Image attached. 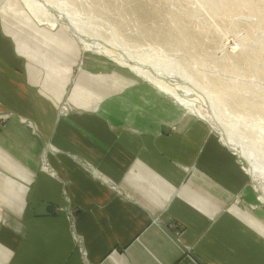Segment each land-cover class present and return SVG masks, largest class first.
I'll return each mask as SVG.
<instances>
[{
	"label": "crops",
	"instance_id": "1",
	"mask_svg": "<svg viewBox=\"0 0 264 264\" xmlns=\"http://www.w3.org/2000/svg\"><path fill=\"white\" fill-rule=\"evenodd\" d=\"M19 7L0 9V264H264V205L248 206L249 176L208 122L186 117L171 131L174 106L157 108L152 129L124 120L130 102L101 106L83 69L72 88L53 71L45 84L6 15L65 48ZM84 59L81 68L98 64ZM106 76L95 79L124 84Z\"/></svg>",
	"mask_w": 264,
	"mask_h": 264
},
{
	"label": "rangeland",
	"instance_id": "2",
	"mask_svg": "<svg viewBox=\"0 0 264 264\" xmlns=\"http://www.w3.org/2000/svg\"><path fill=\"white\" fill-rule=\"evenodd\" d=\"M14 1L15 5L20 6L22 12L29 14V19L37 29L52 36L54 41L62 43L65 48L63 50L58 46L48 44L49 40L45 39H49V36L43 35L46 37L44 39L38 31L33 30L28 24L20 22L16 16L14 17L9 12L6 15L5 21L11 22L9 27L12 30L16 29L27 39L25 43L29 45L24 44L26 52L36 56V60L44 65L43 69H47L44 78L45 84L50 82L49 71H53L54 80L59 78L58 81L62 79L63 83L69 80L68 89L72 88L83 69L88 77L83 87L91 89L93 84L100 85L99 92L101 94L96 101L102 99L101 106H105L107 101L112 100L118 108H122V105L119 104L130 102L129 106L120 109L124 112H120V116L124 120L138 116L148 118L150 120L149 127L152 129L155 121H158L154 118L158 116L155 113L157 108L168 110V106H174L178 110L177 113L170 114L174 121L167 127L171 131L175 130L177 121L179 122L180 119L186 117L203 119L196 111L192 110V106L185 105V107L182 101L155 87L150 81L136 74L129 65L121 64L109 55L102 54L95 49L84 50L80 40L81 36H78L72 28L69 30L70 27L66 24V19L57 10L50 9L60 21L49 22L48 19L39 18L29 11L20 0ZM62 1L65 5L62 7L63 9L79 13L78 17L90 31L88 34L91 38L101 39L103 42H107V45L109 42H114L119 48L140 51L141 56L144 57L143 54H145L147 59H152V57H147L148 53L151 56L169 57L177 61L178 68L184 67L185 74H188L192 80L183 76L182 72L175 67V73H166L168 75L166 76L167 82L170 86L173 85L172 88L175 87L176 93L182 98L194 100L197 106L203 107L202 112L206 113L210 110L219 118L222 125L234 129L229 138L235 139L234 141L238 142L239 147L234 149L228 145L230 147L228 148L237 158L241 168L248 174L249 188L256 199L255 204L248 202L249 205H246L257 206V208L264 205L262 189L264 182L259 179L255 180L250 173L249 161L240 154L241 149L248 151L253 144L249 142L248 136L245 138L240 134L244 129H247L246 126L253 128L251 131L257 134L258 146L260 140L264 143V108L257 109V105L264 104V0ZM2 5H5V0H0V9ZM11 10L18 12V9L14 7ZM46 24L54 27L49 28ZM88 57L98 64L93 63V68H81L82 61ZM46 58H52L51 60L55 61V70L54 63L53 70L50 65L48 68L45 66ZM72 62L74 63L71 68L67 69L69 63ZM150 67L158 68L154 64H150ZM160 68L158 71L162 70ZM175 70L179 72L177 73ZM115 71L118 72L114 74ZM67 75L68 77H66ZM104 75H110L106 76L110 77L109 80H124V84L109 88L100 80L95 79L96 76ZM54 80L52 82L55 88ZM118 84L120 85V81ZM154 92L159 93L158 99L154 96ZM128 93H134V96L128 98ZM213 95H217L227 102L232 112L222 109L224 107L213 99ZM151 96L153 97L151 98ZM242 101L244 102L242 103ZM65 102L67 101L64 98L58 110L59 118L67 116L70 112ZM144 102L147 103L144 104ZM168 102L171 105H168ZM254 106H256L255 110ZM116 114L119 115V112ZM206 121L211 132L225 144L223 130H220L216 123ZM159 123L165 125L169 121L161 119ZM258 146L257 164L261 166L262 175H264L262 151ZM55 210L64 211L71 216L74 213L70 208L63 210L60 207Z\"/></svg>",
	"mask_w": 264,
	"mask_h": 264
},
{
	"label": "bare ground",
	"instance_id": "3",
	"mask_svg": "<svg viewBox=\"0 0 264 264\" xmlns=\"http://www.w3.org/2000/svg\"><path fill=\"white\" fill-rule=\"evenodd\" d=\"M22 1L25 3L27 8L30 11H32L37 17L46 18L49 20V22L59 20L58 17L55 14H53L50 9L57 10L60 13V15H62V17L66 19V24H68V26L70 27L69 30L72 28L78 34V36H81L80 40L82 41V44L85 50L95 49L96 51L102 54L109 55L115 61H118L121 64L129 65L130 68H132L136 74H139L141 77H144L146 80L153 83L155 86H157L162 91L166 93L168 92L169 94L174 95L176 98L182 101V103H184V106L185 105L189 107L192 106L193 107L192 110L196 111L200 116L203 117V119L205 118L206 120L216 123L217 127H219L220 130H223L224 132L222 133L224 139L223 138L222 139L223 141H225V144L232 146L234 149H237L239 147L238 142L234 141L235 139L229 138V136L232 135V133L234 132L233 131L234 129L230 128V126L228 128L227 126L222 125L219 122V118H217V116L214 115L213 112L211 113L210 110L206 111V113L202 112L203 107L199 105L197 106L194 100H185L184 98H182L181 95L176 93V89H174L175 87L172 88L173 85L170 86L169 82H167V77H166L168 76L167 74L175 73L174 69H176L175 67H177V61L175 59H170L169 57H159L158 55L151 56L149 53L147 57L148 58L152 57V59H147L145 57V54L142 53L144 57L146 58L145 59L143 56H141L140 51H135L132 49L121 48V47L119 48V46L116 45L114 42H109V45H107L106 44L107 42L105 43L101 39H98V38L94 39L93 37L91 38L90 34H88L90 33V31L88 30L87 27L84 26V24L80 21L78 17L79 13L74 12V11L70 12V10L68 9L67 10L63 9L62 7H65V5L62 0H22ZM150 64L152 65L154 64L158 68L161 67L160 69H162L163 72H161L162 70L158 71V68L152 69L150 67ZM165 67L168 69H166ZM182 67L181 68L177 67V68L182 72L183 76H185L189 80H192L188 74H185V69L184 67L183 68ZM175 71L177 73L179 72L178 70H175ZM213 99L217 100L218 103L224 107L222 109L224 110L228 109L230 112H232L230 110L228 103L225 102L221 97L215 95ZM243 102L244 101H242V103ZM255 107L256 106L253 107L254 110H255ZM259 108H264V104L262 105L260 104V106L257 105V109ZM255 125L257 126V123ZM246 128L247 129H244L243 132H240V134L242 137H245V138L246 136H248L250 138L249 142L253 143L254 145L251 144L252 147H250L248 151L241 149L240 154L245 158V160L247 159L249 161L250 173L255 178V180L259 179V180H263L264 182V175H262V171L260 168L261 166L257 164L258 162L256 159L257 158V146H258L257 139L259 138H257L258 136L255 132L251 131L253 128H249V126H246ZM259 144L260 145L258 146V148L262 151L261 159H262V162H264V143L260 140ZM262 189L264 192V186L262 187Z\"/></svg>",
	"mask_w": 264,
	"mask_h": 264
}]
</instances>
